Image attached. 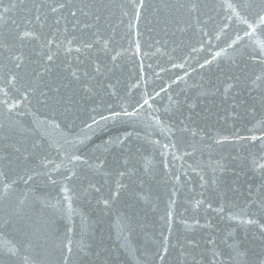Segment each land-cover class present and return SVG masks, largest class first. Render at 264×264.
I'll list each match as a JSON object with an SVG mask.
<instances>
[{
  "label": "water",
  "instance_id": "obj_1",
  "mask_svg": "<svg viewBox=\"0 0 264 264\" xmlns=\"http://www.w3.org/2000/svg\"><path fill=\"white\" fill-rule=\"evenodd\" d=\"M0 264H264V0H0Z\"/></svg>",
  "mask_w": 264,
  "mask_h": 264
}]
</instances>
